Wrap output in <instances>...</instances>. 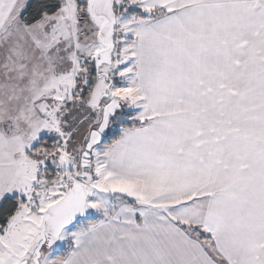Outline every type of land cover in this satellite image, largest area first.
<instances>
[{
    "label": "snow or ice",
    "instance_id": "obj_1",
    "mask_svg": "<svg viewBox=\"0 0 264 264\" xmlns=\"http://www.w3.org/2000/svg\"><path fill=\"white\" fill-rule=\"evenodd\" d=\"M0 264H264V0H0Z\"/></svg>",
    "mask_w": 264,
    "mask_h": 264
},
{
    "label": "trees",
    "instance_id": "obj_2",
    "mask_svg": "<svg viewBox=\"0 0 264 264\" xmlns=\"http://www.w3.org/2000/svg\"><path fill=\"white\" fill-rule=\"evenodd\" d=\"M65 254H66V252H65Z\"/></svg>",
    "mask_w": 264,
    "mask_h": 264
}]
</instances>
